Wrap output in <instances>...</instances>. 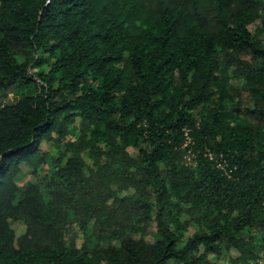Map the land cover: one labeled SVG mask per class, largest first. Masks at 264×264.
<instances>
[{
  "label": "trees",
  "instance_id": "obj_1",
  "mask_svg": "<svg viewBox=\"0 0 264 264\" xmlns=\"http://www.w3.org/2000/svg\"><path fill=\"white\" fill-rule=\"evenodd\" d=\"M0 91V264L261 257L264 0H0ZM75 119L88 134L50 157L61 187L19 185Z\"/></svg>",
  "mask_w": 264,
  "mask_h": 264
},
{
  "label": "rangeland",
  "instance_id": "obj_2",
  "mask_svg": "<svg viewBox=\"0 0 264 264\" xmlns=\"http://www.w3.org/2000/svg\"><path fill=\"white\" fill-rule=\"evenodd\" d=\"M46 68L45 65H41L35 69H32V71H36L38 69ZM228 82L231 84L239 86V82L237 80H234L233 78L228 77ZM241 91L242 96H246L247 92L243 89H239ZM14 98V91L7 92L4 94L0 91V102H7L11 101ZM88 132L84 131L81 128V122L78 119H75V122L68 125L67 135L65 138H62L59 142L61 147L57 145L56 141V135L54 132H52V139L50 140H42L39 144V151L43 154H45V160L44 162L38 167L36 172H34L31 168V166L25 161H21L18 164V171L15 173L18 180L17 183L19 185H23L27 181L35 182L39 185L40 189L46 192L49 189L55 188L57 185L61 187V182L58 181V179L55 178L53 171L54 167H52V164H50V157L51 156H57L61 151L65 148V142L70 140L73 141L76 144H78L80 141L84 139V136H86ZM87 138V137H86ZM82 147V145H81ZM84 152V153H83ZM82 152L83 159L86 163V168H89L92 166V157L90 153L87 151V149H84ZM69 152H67L66 156H69ZM88 170V169H87ZM85 174H88V171H86ZM132 192L131 188L125 189L121 192V194L130 193ZM198 214V211L196 209H193L191 207H187L184 211V213L181 216V220H188L189 226L187 227V230L184 232V237L190 236L196 229L197 224L194 222L193 217ZM11 227L14 229L15 234L19 235L21 234L24 229L25 225L20 221H10ZM154 225L149 228L147 233L145 234V238L148 241L154 240ZM251 233L254 234V236H257V247L255 249V252L258 251L259 247L264 243V238L256 233V231H252ZM237 251L234 249H228L221 247V252L216 255L213 253L208 254V258L211 262V264H240L238 262H235V258L237 256ZM260 258L257 261L256 264H264V249L262 251H259Z\"/></svg>",
  "mask_w": 264,
  "mask_h": 264
},
{
  "label": "built area",
  "instance_id": "obj_3",
  "mask_svg": "<svg viewBox=\"0 0 264 264\" xmlns=\"http://www.w3.org/2000/svg\"><path fill=\"white\" fill-rule=\"evenodd\" d=\"M211 156V154H209ZM212 157V156H211ZM217 166L222 170H225L226 163L224 161L218 162ZM225 174H228V171H225Z\"/></svg>",
  "mask_w": 264,
  "mask_h": 264
}]
</instances>
